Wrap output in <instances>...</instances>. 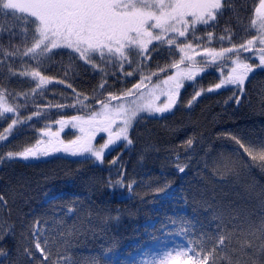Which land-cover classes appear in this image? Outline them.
<instances>
[{"label":"snow or ice","instance_id":"1","mask_svg":"<svg viewBox=\"0 0 264 264\" xmlns=\"http://www.w3.org/2000/svg\"><path fill=\"white\" fill-rule=\"evenodd\" d=\"M0 18V164L78 166L65 172L61 192L45 194L42 212L16 207L30 186L24 177L0 176L3 260L80 264L71 253L90 234L101 242L84 264H264V183L254 175L264 178V137L227 132L231 152H204L193 134L167 149L158 175H146L173 215L148 247L121 253L118 239L103 242L120 210L93 199L100 184L122 202L138 195L143 179L128 174L125 155L141 122L222 90L231 93L225 111L244 103L246 85L264 74V0H0ZM79 69L98 77L87 90L77 86ZM212 70L217 82L205 86ZM25 81L27 90L11 87ZM25 129L32 138L13 144ZM105 165L109 176L98 179ZM194 168L195 183L174 187ZM189 207L192 216L182 212Z\"/></svg>","mask_w":264,"mask_h":264},{"label":"trees","instance_id":"2","mask_svg":"<svg viewBox=\"0 0 264 264\" xmlns=\"http://www.w3.org/2000/svg\"><path fill=\"white\" fill-rule=\"evenodd\" d=\"M251 3V0H249ZM4 20L0 18V25ZM225 25L222 23L221 28ZM219 31V30H217ZM217 73L212 70L211 74L206 75L202 79V83L207 86L209 83L217 82ZM77 86L80 89L87 90L91 85L95 84L98 77L95 79L84 69L78 70ZM12 88L19 91L21 88L27 90L29 82H16L11 85ZM249 95L244 99V103L236 107L233 105L225 111L222 101L231 93L227 90H222L219 95L206 94L198 99L191 110L180 108L176 110L174 115L166 117V119H147L141 122L137 132L134 135L138 136L137 147L132 154H126L125 159L129 161L128 174L134 175L139 173L136 178L143 179V184L136 188L138 195L131 201H121V198L113 196L103 184L99 185V190L93 199L97 202H107L110 209H119L120 220L118 223H112L107 230V233H101L103 242H107L110 238H116L120 241L119 252L129 250L131 243L136 240V230L151 219V206L159 199L149 187L151 181L146 174L151 173L153 178L158 175L163 167L165 158L170 155L167 151L171 146L178 145L181 141L193 134L202 137L201 148L204 152H231L235 145L226 138H221L227 132H233L243 135L246 140H255L258 137H264V74H258L252 79L250 84L246 85ZM192 94V89L182 92V98L187 100ZM26 115L28 113H25ZM178 116V118H176ZM44 121L34 122L33 127L39 128ZM3 126H6L4 124ZM2 130V127H0ZM70 131V130H66ZM32 129H25L22 134L16 136L12 141L15 145H23L32 138ZM63 135V134H62ZM70 138V137H65ZM6 151V149H3ZM143 153V155H139ZM115 154V153H113ZM203 152H201V155ZM78 167L70 162L69 159H46L41 161H18L11 164H0V176L5 179H11L16 182L17 177H24L29 182L27 195L25 200L17 201V208H23L24 212L30 209L44 211L47 205H43L46 199L45 194L59 193L64 185L65 172L70 168ZM104 171H96L94 174L98 179H107L109 172L104 166ZM92 174V173H89ZM115 175V172L112 173ZM255 178L264 183V178L255 173ZM199 177L196 176V169L188 175L184 180L177 178V184L174 187L183 185L185 188L188 182L193 183ZM3 185L0 184V187ZM61 203L60 201L56 202ZM190 209V216L192 210ZM115 216L117 213L112 212ZM203 219V216H201ZM95 223H99L95 221ZM101 241L92 240L89 234L87 238L81 237L79 247L75 248L71 253L74 259L80 261V264L94 254L99 248ZM11 246V245H9ZM0 260H3L0 257ZM3 264H8L7 260H3Z\"/></svg>","mask_w":264,"mask_h":264},{"label":"rangeland","instance_id":"3","mask_svg":"<svg viewBox=\"0 0 264 264\" xmlns=\"http://www.w3.org/2000/svg\"><path fill=\"white\" fill-rule=\"evenodd\" d=\"M165 115L166 117H168L171 114H165ZM176 118H178V116ZM162 119H166V118H162ZM186 177H188V175L184 176L182 180H184ZM156 202L151 206V219L146 223H144L143 225H141L136 230V234H137L136 240L131 243L130 249L125 251H132L137 246L148 247L154 243L152 239L153 236H160L159 229L161 227V222L165 220V213H167L168 215H173V213L171 209L167 207L161 208L160 205ZM157 210H159V214ZM182 212L185 215L190 216L189 208L183 209ZM177 242H179V238H177ZM125 251H122L121 253Z\"/></svg>","mask_w":264,"mask_h":264}]
</instances>
